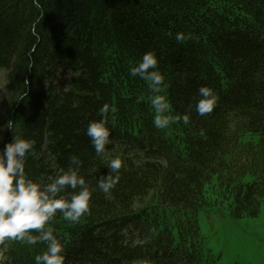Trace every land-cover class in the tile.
<instances>
[{
	"label": "trees",
	"instance_id": "1",
	"mask_svg": "<svg viewBox=\"0 0 264 264\" xmlns=\"http://www.w3.org/2000/svg\"><path fill=\"white\" fill-rule=\"evenodd\" d=\"M37 2L0 0V71L15 99L7 143L35 141L26 172L41 184L78 155L95 188L110 170L86 130L108 104L106 149L123 162L116 186L93 192L90 214L50 221L65 264H216L201 213L252 218L264 202V0ZM148 51L171 113L192 105L187 126L154 127L148 84L130 75ZM201 86L218 97L204 116L194 107ZM45 247L0 241V264H35Z\"/></svg>",
	"mask_w": 264,
	"mask_h": 264
},
{
	"label": "clouds",
	"instance_id": "2",
	"mask_svg": "<svg viewBox=\"0 0 264 264\" xmlns=\"http://www.w3.org/2000/svg\"><path fill=\"white\" fill-rule=\"evenodd\" d=\"M34 3L40 7L37 0ZM175 39L184 42L186 37L183 33H177ZM130 75L138 76L148 84L155 128L164 130L179 121L185 126L190 123L192 105L183 115L171 113L166 97L168 84L159 69V60L154 51L144 53L130 68ZM197 95L194 105L196 113L200 116L211 113L218 100L214 89L201 86ZM110 111V106L104 104L99 109L101 118L89 122L86 130L96 156L106 159V167L110 170L107 175L99 177L95 188H90L85 177L80 174L83 161L78 155H71L67 169H60L55 176L47 178V183L41 184L26 172L27 157L35 153L34 140L15 134L12 142L0 150V241H22L30 246L37 243L46 245L43 251L35 255V264H65L64 244L55 234L50 221L59 212L64 220L78 223L82 217L90 214V202L96 188L107 194L120 180L122 159L119 155H110L106 149L112 143ZM7 128L14 129V122L9 120ZM68 188L73 191L66 192Z\"/></svg>",
	"mask_w": 264,
	"mask_h": 264
},
{
	"label": "rangeland",
	"instance_id": "3",
	"mask_svg": "<svg viewBox=\"0 0 264 264\" xmlns=\"http://www.w3.org/2000/svg\"><path fill=\"white\" fill-rule=\"evenodd\" d=\"M64 78L56 77L66 86ZM15 106L7 86L6 71H0V150L13 129L7 128ZM201 233L217 258L216 264H264V202L257 217L233 218L227 208L202 212Z\"/></svg>",
	"mask_w": 264,
	"mask_h": 264
}]
</instances>
